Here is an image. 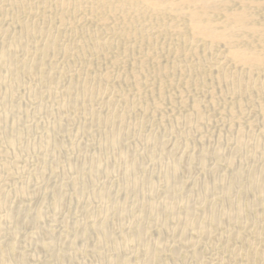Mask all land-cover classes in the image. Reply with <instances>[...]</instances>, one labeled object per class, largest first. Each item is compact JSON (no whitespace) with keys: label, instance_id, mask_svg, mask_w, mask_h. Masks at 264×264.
Listing matches in <instances>:
<instances>
[{"label":"bare ground","instance_id":"obj_1","mask_svg":"<svg viewBox=\"0 0 264 264\" xmlns=\"http://www.w3.org/2000/svg\"><path fill=\"white\" fill-rule=\"evenodd\" d=\"M122 53L128 58L131 57L132 61L129 63L119 59ZM61 55L67 56V59L57 68L55 60ZM121 56L123 59V55ZM135 57L139 58V61L142 58V61L136 59L139 64L134 63ZM85 58H89L92 63L96 62L100 68L90 69L91 63L88 64L87 60V66L79 68L81 64L76 63ZM168 58H175V61L163 65ZM150 63L151 66L154 65L153 71L157 68L156 65L158 66L154 74L153 71L147 72ZM73 64L79 65L78 68H71ZM125 65L128 66L129 72L119 74V67L124 68ZM119 80L130 86L124 87L119 84ZM179 81L190 83L191 87L206 85L209 91H206L205 97L211 102L217 93L231 94L230 113L235 112L236 108L244 109L245 104L241 97L248 94V104L264 115V0H0V91L5 89L6 92L0 96V106L17 111L22 109L23 104H14L12 99L15 91L25 86L41 96L34 110L42 112L43 106H52L49 110L52 118L49 116L51 119L48 117L49 120H45L47 116L44 118L42 115V121L25 114L8 117L0 110V145L7 143L6 146L0 147V168L10 171L11 164L16 166L21 163L19 153L29 150L33 145L28 139L22 140V135L36 131L40 133L38 142L46 150L56 152L57 160L70 159L73 150L81 152L97 144H102L105 151L119 147V134L124 131L121 119L125 110L136 107L140 111L160 112L159 106L160 109L163 108L160 103L172 92L170 88ZM173 91L185 102L187 92L184 87ZM140 98L145 99L139 101ZM119 99L123 101L122 105H119ZM175 99L171 100L174 102ZM171 100L167 101L172 102ZM53 106L56 109L61 107L62 110L55 112ZM201 109L199 101L193 103V112L199 114ZM46 110L43 111L45 115L48 113ZM81 117L88 119L87 123L82 124L79 132L83 135L95 134L97 141L85 143L79 139L73 143H64L57 138H46L45 134L49 132L56 137L70 135L73 129L69 127V121ZM191 118L193 117L189 113V125ZM146 124L147 122H140L138 127L144 128ZM155 140L126 142L123 144V150L146 149L150 146L154 148L157 145L159 147L160 143ZM152 150L151 154L148 151L137 153L133 162L129 165L125 162L127 165L123 170L133 171L150 163L155 164L159 160V154ZM204 151L207 152L206 149ZM123 155L125 151L120 155L117 153L115 160L118 165L113 168L109 166L111 160L108 163L98 161L99 158L97 165H91L87 170H79L78 166L62 168L66 173L69 172L71 177L61 184L58 190H53L55 192L51 196L50 205L57 208L59 197L78 191H91L96 188V180L100 176L109 172L118 173L119 156ZM90 158L93 159L94 156ZM8 159H11L12 163H9ZM50 162L52 161L45 158L42 164ZM179 162V158H174L173 155L170 161L173 168L166 177V187L162 195H157L169 198L172 204L164 208L157 205V208L149 210L153 218L148 224L137 223L135 228L130 227L125 233H120L119 227L107 219L73 223L74 217L71 215L67 218H57L44 214L43 211L29 215L32 212L28 214L26 206L18 210H13L12 206L0 214V230L3 228L2 221L10 224L21 223L29 227L28 231L25 230V240H18L25 252L15 264H45L49 259H52L54 264H81L82 257L92 253L100 264H134L129 259L119 262V259L113 257L119 256V252L124 249V245L119 244V237L142 245L139 254L143 261L137 264L264 263V214L259 220H253L255 214L264 211V186H261L260 181L253 176L236 185L241 190L254 193L244 199L249 201V208L243 206L241 193L227 195L219 206L214 207L209 196L214 189L217 190L221 181H213L212 186L206 184L208 181L190 187L177 185L175 180L177 181L180 173L176 166ZM240 173L238 171L236 174ZM134 175L126 177L123 186L141 191L147 181L144 182L142 176ZM28 177H17L14 187L19 190L18 195L23 200H28L32 193L28 185V189L22 188L23 184H28ZM116 182L118 188L114 197L119 205L121 191L119 180ZM232 185L234 184L229 182L228 187ZM153 189L155 190V187ZM126 192L127 190L125 194ZM152 192L153 190L149 193L150 197ZM47 194L49 195V191ZM106 194L95 196L96 200L103 203ZM196 194L201 196L198 198ZM183 195L186 200L178 202ZM220 197H223L222 194ZM146 207L148 208V198L133 206L129 212L131 220L137 219L136 208ZM117 212L119 215V208ZM173 221L177 224L176 227H173L172 223L170 225ZM35 231L43 234L44 239L31 244ZM181 249L186 251L178 254L177 251ZM211 250L214 252L206 255L205 251ZM171 253L175 255V259L168 263L165 259L172 255ZM190 254L197 255L193 261L186 259Z\"/></svg>","mask_w":264,"mask_h":264},{"label":"rangeland","instance_id":"obj_2","mask_svg":"<svg viewBox=\"0 0 264 264\" xmlns=\"http://www.w3.org/2000/svg\"><path fill=\"white\" fill-rule=\"evenodd\" d=\"M121 55H123V59H122ZM121 55H119V59L123 60V62L125 60H126L125 62L132 61V58L131 57H130L131 59L128 58V56L126 54L122 53ZM61 56H62V58H61ZM61 56H59L61 59L59 57H58V59H56L57 62L55 60V64H56L57 68L60 66V63L63 64V61L65 59H67L66 58L67 56H65V57H64V55H61ZM125 58H127V59H125ZM59 59H60V61H58ZM88 59L89 58H87V59L85 58V59L81 60V62H77L76 64L80 63L81 65L80 66L78 65V66L81 69H83V67H86L87 66L86 64L88 62H89L88 64H90V63L93 64V66L91 64L89 65L90 69L100 68V66H98V64L96 62L92 63L89 61L90 59L89 60ZM136 59L139 61V58L135 57V58H133L134 63L136 62L137 64H139L138 61H136ZM174 59L175 58H168L163 63V65H168V64L172 63ZM84 60H85V62L83 63L82 61H84ZM86 60H87V63H86ZM140 61H142V58H140ZM94 63H96V64H94ZM76 64H73L71 66V68L77 69L78 66ZM151 64L152 63H150V66L148 65L149 67L147 66L149 69V70L147 69V72L149 71V73H152L153 68H154V65L151 66ZM126 67H124V68L119 67V74L120 73L121 74L128 73L129 72L128 66H126ZM156 67L158 68L157 65H156ZM150 68H152V69H150ZM157 68L154 69L152 74H154V72L156 73L155 70H157ZM165 79H166V81L168 80V78H164V80ZM120 81L121 80H119V84L121 83L124 87L130 86V84L125 83L123 81L120 82ZM175 85H177L176 88H175ZM175 85H173V87L170 88L172 92L169 95H167V97L165 98L164 101H162L160 103V105L163 107L160 109V106H159L160 112L156 113L153 110H142V111H140L136 107L134 109H133V107H131V108L125 110V112L123 114L124 116L122 117V119L119 117V119H121L123 121V122L122 121L121 122L123 123L122 128H124L123 133L121 132L119 134V144H121L122 147L119 145V147H114V148H111V149L105 151L102 144H99V145L97 144L94 147L87 148L85 151L79 152V151L73 150V152H71L70 159L57 160V153L56 152H54V151L51 152L50 150H46L41 145V143L38 142L37 137L40 134L39 131H36L35 133H32V134H23L22 140L27 141V139H28V141L30 143H33V145L31 144L32 145L31 146L32 151L30 148L29 150L20 152L19 153L20 155H18V157L20 158L21 163L19 165H16V166H13V164H11L10 165V168H11L10 171H7L3 167L0 168V199H1V205H0V211L1 212H0V214L11 209L12 206H13V208H12L13 210H18L22 206L23 207L26 206L28 208V209H26L28 214L30 212H32L29 215H34L40 211H41L40 213H42V211H43L44 214L54 215L57 218H60V217L61 218H63V217L67 218L71 215L74 217L73 223H75V222L84 223L87 220L88 221H90V220H94V221L99 220L100 221L103 219H107V220H110L117 228L119 227L120 233H125L128 231V229L130 227L135 228L137 226V223L142 224V225L148 224V222L151 221L153 218V216H151L152 214L150 211H151V209L153 210L154 208H157V205H158V207L160 206V207L164 208L165 206L168 207L172 204V201L169 198H166L165 196L164 197H162V196L159 197V196L162 195V192L166 187V185H165L166 177L169 176L168 174H170V172H171L170 170H172V168H173L172 163H170L173 155H174V158L178 157L180 160V162H179L180 164H177V166H176L177 171L180 173V175H178L176 178L177 181L175 180L177 185L178 184L184 185V186L187 185L186 187H190V186H197L202 182L206 183L208 181L209 183L207 182L206 184H209L212 186L214 183L213 181H221V184L217 188V190L214 189L212 194L209 196V199H211L213 201L214 207L219 206L222 203V200H224L227 197V195L231 194L232 196H234L237 193H241V195L243 196L242 201L244 202V203L242 202L243 206L246 208L247 207L249 208L250 207L249 201L244 200V199H246L247 197L251 196L254 193L251 191L245 190V189L241 190L236 185H238L239 182H246L250 177L255 176L254 178H256L260 181V184H262L261 186H264V174H263L264 173V115H262L258 110L252 108L251 105L248 104V94H245V95H243V97H241L244 100V104H245L244 109L240 110V109L236 108L235 112L230 113L229 112V105H230V102H232L231 97H230L231 94L229 95V93L225 92L224 95H221V94L217 93V94H215V96L211 102L210 100H208L205 97V93H207L209 91V87H207L206 85H202V87H200V85L199 86L193 85L191 87L190 83H187V82L184 83V81L183 82L179 81ZM180 86L184 87V89H186V92H187L185 94V102L181 101L179 94H176L177 92L174 93V91H173V90H180L182 88ZM25 87L18 88L15 91L13 99H12V103H14V104L15 103H22L23 104L22 109L17 111V110L5 109V108L0 106V110L5 112L8 117H10V115L12 116V115H16V114H20V115L25 114V115H28L30 118L35 117V120H37V121H40L41 117L43 118V116H44V118L47 116L45 118V120H47V118L49 116L52 118V115H50L51 111H49L52 109L51 108L52 106H49V107L43 106L45 110L48 107L47 108L48 111L46 110L48 113L46 112L47 113L46 115L43 112V111H45L43 108H42L43 111L40 109L42 112H40L38 110H34L35 109L34 106H36V103L40 101L41 96L39 94L34 93L30 89L28 90L27 87L25 89ZM177 87H179L180 89ZM188 90H190V91H188ZM4 93H6L5 89H1L0 96H3ZM101 96H103V95L101 94ZM174 96H176L175 98H177V96H178V98L177 99L172 98ZM144 99L145 98H140L139 101H143ZM171 99L172 100L175 99L176 102H175V100L173 102ZM167 100H169V101L171 100L172 102H169ZM193 101L194 102H196V101L200 102L201 108H202L201 113L197 114L196 112H193V110H192L193 103H194ZM122 104H123V101L119 99V105H122ZM163 104H164V106H163ZM173 106H174V108H173ZM214 106H215V108H214ZM187 107H189V108H187ZM53 108H54L53 111H55V112L58 110H62L61 107L56 109V107L53 106ZM155 109L157 111H159L158 108H155ZM188 110H189V112H188ZM153 112H155V113H153ZM42 113H44V114H42ZM189 113H191V117H193V118H191V123H193V124L191 125V123H190V125L192 127L189 125V123H187V117H188ZM49 118H48V120H49ZM87 119L88 118L81 117L78 119L76 118V119L72 120L71 122L69 121V123H71V125H69V127H71V129H73V131L71 132L70 135H67V136L62 135V136L56 137L55 134H53L52 132H49V134L46 133L45 136L47 139L57 138L58 140H60L61 142H64V143H73L79 139L84 141L85 143H90L91 141L95 142L98 139L97 135H95V134H92V135H85L84 134L83 135L81 132H79V129L81 130L83 125L85 123H87ZM42 120H44V119H41V121ZM140 122H147L148 125L146 124V126H144V128L138 127L139 126L138 123H140ZM186 123H187V125H186ZM194 125H195V127H194ZM125 129H127V130H125ZM241 131H243V133ZM189 133H191V134H189ZM78 135H81V136H78ZM88 137H89V139H88ZM33 139H34V142H33ZM145 139H147V140L148 139H153V140L156 139L155 141H157V143H160V145L158 147V145L156 144L157 147L155 146L154 148L153 147L151 148V146H150V147H146V149L130 148L129 150H123V144H125L126 142L137 143L140 141L142 142L143 140L145 141ZM188 143H189V145H188ZM6 145H7V143L3 142V143H1L0 147H4ZM215 145H216V147H215ZM161 146H162V148H161ZM186 148H189V150L186 151L185 150ZM205 149L207 150V152L204 151ZM151 150H152V152H154V153L157 152L159 154L158 155L159 160L157 162H155V164L150 163L148 165H145L142 168L141 167L136 168L133 171L123 170V168L127 164L129 165L131 162H133L135 155H138L137 153H140V154L143 152L147 153V151H148L149 154H151ZM40 151H41V153H40ZM122 151L123 152L125 151V155H123L122 157L119 156V172L118 173L117 172H109L106 175L103 174V176H100L96 180V182L98 184L97 185L95 182L96 188L94 187L91 191L90 190L78 191V192L73 193V194L69 193V195L59 197L57 200V208H53L50 205V202H51L50 200H51V196L53 195V193L60 188L61 184L66 183L71 177V174L69 172L66 173L65 171L62 170V168H67V167L73 168V167L78 166L79 170H87V168L91 167V165L92 166L97 165L98 158L100 159L98 161H105V162L108 161V163L111 160V163H109V166L111 168H113V167H115V165L116 166L118 165V162L115 160L117 153L119 152V155H120V153ZM203 151L206 152L205 155H204ZM213 151H214V153H213ZM159 152H161V154ZM231 153H232V155H231ZM162 154H164V155H162ZM91 156H94V158L91 159L90 158ZM183 156H185L184 159H183ZM112 157H113V159H112ZM45 158L49 159V161H52V162H50L46 165H43L42 163H43V160ZM8 160L10 161L9 163H12L11 159H8ZM75 160H77V161H75ZM201 160H202V163H201ZM90 161H92V162H90ZM183 161L185 162V164H183L184 163ZM93 162L95 165L93 164ZM125 162L126 163L128 162V163L126 164ZM181 166H182V168H181ZM22 169H24V170H22ZM43 169H44V171H43ZM120 169H121V171H120ZM45 170L47 172H45ZM61 171H62L63 175L61 174ZM238 171L241 172L240 175L236 174ZM32 174H33V176H32ZM132 174H135L134 176L137 175L138 177L142 176L141 178L145 179L144 182L147 181V183L146 182L144 183L145 187L142 188L141 191L140 190L135 191V190L129 189V187L123 186V184H124L123 181L125 180V178L126 177L130 178L132 176ZM20 175H23L25 177L29 176L28 177V184L25 183L22 186V188L24 190V189H28L27 188V185H28L29 189L32 191L31 197L29 196L28 200H23L21 198V196L18 195L19 190H16L14 188L16 185V178L19 177ZM203 175L205 177H203ZM38 178H40V179H38ZM239 179H241V180H239ZM117 180H119V191H121V194H119V205L116 204V200L114 197V193L118 188L116 185ZM149 180L151 181V183L149 182ZM199 180H201V181H199ZM229 182H232L234 185H232L231 187H228ZM149 183H150V185H149ZM35 184L37 185V187ZM45 184H46V186H45ZM111 184H112V186H111ZM153 184H155V185L153 186ZM153 187H155V190L153 189ZM35 190H36V192H35ZM53 190H55V191H53ZM126 190H127V192L125 194ZM152 190H153V192H152L153 195L151 193L150 195H152V196L150 197L149 193ZM33 191H34V193H33ZM48 191H49V195L47 194ZM154 191L156 194L154 193ZM105 193H107L106 194L107 199L105 198L102 201L103 203H99L101 201H97L96 200L97 197H95V196H98L100 194L104 195ZM108 193H110L112 195V198H111V195H108ZM158 194H159V196L157 197ZM215 194H217V195L215 196ZM221 194L223 197H220ZM196 196L200 197L201 194L200 195L196 194ZM154 197H155V199H154ZM182 197H184L185 199ZM262 197H263L262 198V204L264 205V195ZM5 198H7V199H5ZM146 198H148V208L147 207L145 208L147 210L144 211L145 210L144 208L143 209L136 208V210H137L136 212L138 214H137V217H135V218H137V219L131 220V218L129 217L130 209L133 208V206L134 207L137 206V204L141 200L146 199ZM150 198H152L153 200ZM185 200H186V196L183 195L180 197L178 202L179 201H185ZM245 201H247V203ZM32 202H33V204H32ZM121 202H124V203H121ZM110 203H111V205H110ZM4 204H5V207H4ZM121 204H123V205H121ZM127 204L129 207L127 206ZM111 206H112V208H111ZM124 206L125 207L127 206V207L125 208ZM5 208H7V209H5ZM110 208H111V210H110ZM118 208H119V215L117 212ZM113 209H115V210H113ZM142 210H143V212H141ZM141 213H144V214L141 215ZM263 214H264V211H260L253 216L254 218L253 217L252 218H253V220H259L260 216ZM121 215H123V216H121ZM143 215L145 216L144 219H143ZM149 217H150V219H149ZM2 222H1V225L3 226V228H1V230H0V264H15L16 262L21 260L23 254L25 252V250H24L25 248H23V246H21L19 244V241L25 240V232L28 231L29 227L25 226L21 223L15 224V223L11 222V224H10L8 222L10 224V225H8V223H6L5 221H2ZM171 223H172L173 227H176L177 224L174 221L170 222V225H171ZM228 223L230 224V222H228ZM7 225L10 227H8ZM17 229H19V230H17ZM156 234L157 233L155 232L154 235H156ZM40 239L41 240L44 239V235L43 234L41 235L40 232L35 231L34 238L31 240V244L38 243L40 241ZM78 242H80V240H78ZM119 244L124 245L123 246L124 249L119 252V256H113L114 258L119 259V262H122L124 259H129L134 264H137V263H140L141 261H143L141 255L139 254V250L142 247V245L140 243H137L134 241H127L123 237L122 238L119 237ZM181 251L185 252L186 250L181 249L180 251H177V253L181 252ZM212 252H214V250H211L209 252L205 251L206 255H208V254L210 255V253H212ZM67 253L68 252H65V254H67ZM167 253H169V252L167 251ZM171 254L172 255H169L165 259V261H168V263L173 262L175 259V255H173V253H171ZM224 255H226V253ZM107 256L112 257L109 254H107ZM196 256L197 255L191 256V254H190V256H188L186 259L188 261H193V259H195ZM172 257H174V258H172ZM82 260H83V263H81V264H100V261L96 258V256L93 253L89 254L87 256H83ZM146 261L148 262V259ZM53 262L54 261L52 259H49V262L47 261L45 264H54ZM262 264H264V263H262Z\"/></svg>","mask_w":264,"mask_h":264}]
</instances>
